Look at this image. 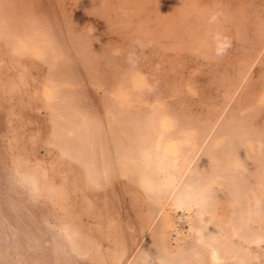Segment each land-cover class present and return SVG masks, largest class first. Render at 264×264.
I'll return each mask as SVG.
<instances>
[{"label": "rangeland", "instance_id": "374dc122", "mask_svg": "<svg viewBox=\"0 0 264 264\" xmlns=\"http://www.w3.org/2000/svg\"><path fill=\"white\" fill-rule=\"evenodd\" d=\"M190 2L0 0V264H131L154 234L264 264V0H195L191 38L170 26ZM66 104L106 147L91 160L59 141Z\"/></svg>", "mask_w": 264, "mask_h": 264}, {"label": "bare ground", "instance_id": "6f19581e", "mask_svg": "<svg viewBox=\"0 0 264 264\" xmlns=\"http://www.w3.org/2000/svg\"><path fill=\"white\" fill-rule=\"evenodd\" d=\"M82 1H84V0H82ZM87 1L90 3V0H87ZM190 1H191L190 2V6L187 3H186L185 6H181V5L179 6L180 9L171 18V20L173 19L177 23H173V21H172V24H170V26H173V24L175 26H176V24H179V25L176 26V27H179L180 23H181L182 25H184V27L188 31L189 36L191 38L192 35H195L196 33L205 31L206 27H205L204 23H206V22H203L204 19L201 18L202 14L199 15L195 11L191 10L192 3L195 6V0H190ZM167 20H166V22H168ZM202 28L204 29L203 31H202ZM172 30H174V29L172 28ZM73 32H74V30H73ZM147 32H148V30L146 31V33ZM191 40H193V39H191ZM205 79L206 78H203V80H205ZM55 109L58 111V112H55L56 115H58L55 118V119H58L56 121L57 122V125H56L57 126V128H56L57 131H56V133H58L59 134L58 137L61 138L59 141L62 142V144L65 145V147L69 151H73L74 150L75 153H79L80 154L79 155L80 157H84L85 159L91 160L90 156L94 157L95 155H98V153L96 151V148H98L99 153L102 151V149L106 150L105 146H103V148H102V146H100L99 144H95L94 141L92 142L90 140V135H94V133H88V130H86V128L81 126L82 122L79 121V117L77 116V113L75 112V109L72 108L70 106V104L60 105V106L59 105H55ZM143 120H144V123H146V124L144 125V127L143 126L140 127L139 134L136 135V136H137L138 139H140V140L142 139V142H145L144 141L145 137H144V134H142V133H147V135H149L148 122H149L150 119L146 118L145 116H143ZM111 130L112 131H111V137L110 138H111V143L113 144V149L114 150L119 149L122 146V144H124L126 142L124 140H128V136H130V138H132L131 135L125 136V135H123L121 133V131L118 132L119 129L117 127H111ZM133 138H132V140H133ZM148 140H151V139L148 138ZM188 140H189V142H191L190 145H192L193 141L190 140V139H188ZM149 142H150V144L152 143L151 141H149ZM111 150H112V148H111ZM192 152L194 153L195 149L191 150V154H192ZM120 155H122V153H120ZM168 163H169V161H167V164ZM143 164L144 163L140 161L139 163L137 162L136 164H132L131 167H136L137 165L138 166L139 165L142 166ZM123 166L121 168H123ZM33 167H34V165H32V168ZM133 172H131L132 175H133ZM79 175L81 176V174H79ZM172 175H174V174L172 173ZM172 175H171V179L173 180L174 176H172ZM23 176L28 178V179H31V180H29V182L31 183L33 181V184H35V180H37V179H35L33 173L32 174L23 173ZM168 177H170V175ZM144 182H145V180H144ZM123 184H125V183H123ZM142 186L144 188L150 189L149 187L151 185L149 183L148 184L144 183V184H142ZM32 187H34V186L32 185ZM129 188H130L131 191H135L136 190V189L132 188L131 186ZM159 190L162 191V189H160V188H159ZM113 191L114 192H112V194L110 196L114 200V198H115L114 197L115 187H113ZM119 191H122V193H123V190H119ZM179 195L180 194H178L176 196L178 198V199L176 198L177 201L181 200ZM182 198H184V196ZM134 200H135V198H133V197L129 198L127 205H125V212H126V216H127L128 222H131V220H133V222H134V219L132 218L133 217L132 214H134V215L138 214V211H137L138 208L135 207L136 210H134V207L132 205ZM135 203H134V206H135ZM185 209H188V208H185ZM153 214H155V213L153 212ZM84 218H82V219L84 220ZM196 224H197V226H200L198 220H196ZM208 224H210V223H208ZM79 225H82L85 228H86V225L88 226V224H84V222L82 220L79 223ZM121 226H122V224H121ZM152 226H154V225H152ZM198 231H199V238L202 239V241L203 240L206 241L207 243H210L212 238H215L217 236L216 234H212L213 232L211 231L210 227L202 228V226H201L200 228H198ZM157 238L158 237L156 236V234H154L153 239L149 240L150 244H149V247H148V251H144L145 249L141 250L142 252L140 250H138L139 251V252H137L138 254L136 253V254L132 255L130 263L131 264H214L213 263V259H212V262H211L210 259L208 258V255L210 253L209 247L206 246V245H201L199 242H197L196 241L197 237H195V236H194L193 240L190 239L186 243H184V246L181 248V250L179 252H177L176 255L172 254V253L170 254L168 252H166L168 254L163 253L165 251H162V248L160 247V241L158 242L159 239H157ZM187 239H189V238H187ZM139 243H140V241H139ZM61 246L63 247L62 244H61ZM100 250L101 249H99V253H100ZM143 251L145 253H143ZM167 251H169V250H167ZM101 253L103 254L104 250H102ZM148 256L149 257H158L161 260L158 261L157 263L156 262H152L151 259H147V261H144ZM220 259H222V260L218 264H234V262H231L229 260H225V259H223V257H221ZM153 261H155V260H153Z\"/></svg>", "mask_w": 264, "mask_h": 264}, {"label": "crops", "instance_id": "0c3cea01", "mask_svg": "<svg viewBox=\"0 0 264 264\" xmlns=\"http://www.w3.org/2000/svg\"><path fill=\"white\" fill-rule=\"evenodd\" d=\"M160 165V164H159ZM132 166V163L129 165V167H128V170H130V171H128V174L131 176L132 174H131V172H133L134 170H135V173H136V175L138 176L139 175V173H140V167H144L143 165L141 166V165H137L136 167H131ZM134 166V165H133ZM161 166V165H160ZM130 168V169H129ZM133 168V169H132ZM160 172V171H159ZM134 173V172H133Z\"/></svg>", "mask_w": 264, "mask_h": 264}]
</instances>
